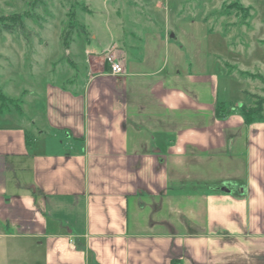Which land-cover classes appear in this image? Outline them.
<instances>
[{
  "label": "crops",
  "instance_id": "obj_1",
  "mask_svg": "<svg viewBox=\"0 0 264 264\" xmlns=\"http://www.w3.org/2000/svg\"><path fill=\"white\" fill-rule=\"evenodd\" d=\"M148 7L156 28L78 37L0 113V264H264V120L218 117L217 76Z\"/></svg>",
  "mask_w": 264,
  "mask_h": 264
},
{
  "label": "rangeland",
  "instance_id": "obj_2",
  "mask_svg": "<svg viewBox=\"0 0 264 264\" xmlns=\"http://www.w3.org/2000/svg\"><path fill=\"white\" fill-rule=\"evenodd\" d=\"M161 1L165 3V9H156L157 16L154 17L159 21L169 18L172 34L187 45L183 59H206L209 71L218 79L219 101L228 106L244 104L251 107L255 101L253 95L264 97L262 79L242 74L247 71L264 76V0ZM156 2L0 0V17H24L28 11L38 17L34 20L23 18V26L19 25L20 28L12 33L0 31V90L7 97L18 99L14 102L0 99V113H18L26 96L25 90L30 91V96L35 95L43 78L59 79L62 70L71 67L72 61L62 38L71 45L80 36L90 38L95 34V45L101 46L111 33L118 31L114 22L126 19L140 21V25L132 27L125 22L121 26L125 34L133 28L136 31L156 28L138 20L147 18L143 14H151L148 5ZM168 3L173 4L171 10L166 9ZM4 23L1 21L0 24ZM114 51L109 50L108 55ZM32 84L36 88L32 89Z\"/></svg>",
  "mask_w": 264,
  "mask_h": 264
},
{
  "label": "trees",
  "instance_id": "obj_3",
  "mask_svg": "<svg viewBox=\"0 0 264 264\" xmlns=\"http://www.w3.org/2000/svg\"><path fill=\"white\" fill-rule=\"evenodd\" d=\"M35 3H38V1H35ZM23 18H32V20H34V19H37L38 17L34 12H30V11L25 13L24 17H22L21 15H15V16L5 17V18L0 17V23L1 21L6 22L3 25L0 24V31H7L10 33L14 32L17 28H20L19 25L23 26V20H22ZM62 40L64 41L65 47L69 48L70 46L69 41L66 38H62ZM242 74L249 75L253 78H261L264 83V76L262 74H253L247 71H243ZM263 90H264V87H263ZM253 97L255 98V101H254V105L251 107L246 106L244 104H241L239 106L236 104H231L228 106L224 102L219 101L216 107V115L218 117H225L226 115L238 110L244 116L245 121L248 123L254 122L256 120H264V97H261L259 95H253ZM0 99L1 100L9 99L10 101H13V102L15 100L12 97H7V95L4 94L1 90H0ZM16 106H17V103H16ZM18 111L21 112L20 107Z\"/></svg>",
  "mask_w": 264,
  "mask_h": 264
},
{
  "label": "built area",
  "instance_id": "obj_4",
  "mask_svg": "<svg viewBox=\"0 0 264 264\" xmlns=\"http://www.w3.org/2000/svg\"><path fill=\"white\" fill-rule=\"evenodd\" d=\"M106 60L110 66L111 72L114 74L124 73V67L121 62L118 60L117 56L112 53L106 57Z\"/></svg>",
  "mask_w": 264,
  "mask_h": 264
}]
</instances>
